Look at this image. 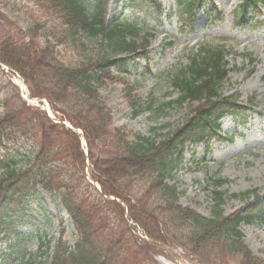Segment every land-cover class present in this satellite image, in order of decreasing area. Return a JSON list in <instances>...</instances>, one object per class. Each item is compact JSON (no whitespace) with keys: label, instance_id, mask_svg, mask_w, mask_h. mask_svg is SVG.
I'll list each match as a JSON object with an SVG mask.
<instances>
[{"label":"trees","instance_id":"16d2710c","mask_svg":"<svg viewBox=\"0 0 264 264\" xmlns=\"http://www.w3.org/2000/svg\"><path fill=\"white\" fill-rule=\"evenodd\" d=\"M26 1L38 4L65 25L57 41L73 42L83 59L76 63L61 60L53 42L40 41L38 30L43 23L38 21L14 35H0V59L26 79L32 97L47 98L60 119L83 130L90 175L102 192L87 179L80 135L55 123L46 111L28 105L15 92L1 103L0 147L15 150L0 156V239L19 234L18 224L29 220L30 202L43 189L60 198L77 241L74 247L68 244L60 220L54 253L39 264H159L155 254L160 253V246L139 242L129 220L153 241L179 246L202 264H264V258L255 256L245 243L241 229L243 223L264 221V199L225 215V195L214 191L215 207L212 216L206 217L182 206L177 184L168 182L183 163L187 142L217 134L219 118L226 113L245 119L237 99L221 91L230 71L225 49H202L200 59L194 57L185 70L172 76L179 97L166 106L190 103L193 114L186 123L160 138L144 136L114 126L100 89L106 82L124 83L138 114L150 108L136 99L134 89L120 74L127 71L131 56H144L154 33L137 22L122 20L119 14L109 19L110 0H95L93 6L87 0ZM141 1L161 14L158 0ZM257 1L244 0L245 10L257 6ZM178 3L183 18H191L201 0ZM18 4L17 0H0V11L17 14ZM84 36L100 37V52L86 55ZM221 184L218 180L216 186ZM44 244L49 246V242Z\"/></svg>","mask_w":264,"mask_h":264},{"label":"rangeland","instance_id":"374dc122","mask_svg":"<svg viewBox=\"0 0 264 264\" xmlns=\"http://www.w3.org/2000/svg\"><path fill=\"white\" fill-rule=\"evenodd\" d=\"M131 1L111 0L110 15L122 11L124 20L137 21L158 31L152 40L148 59H133L124 73L125 80L135 86V94L140 100H153L159 104L170 97H177V92L169 85L170 74L187 66L202 44L225 42L230 49L227 60L231 72L223 86V93L231 97L237 95L242 104L250 107V120L245 126L236 125L231 117L222 120V134L232 135L233 140L213 139L209 145H188L184 164L176 178L171 180V183H179L182 191L180 203L210 216L214 208L213 181L218 177L226 180L222 189L227 192L224 204L227 214L246 203L242 197L233 198L232 195L254 190L264 195V8L256 20L245 26H236L235 19L242 0H204L191 23L182 20L180 11L172 12L177 10L176 0H159L164 8V15L159 20L154 14L145 13L143 6ZM33 19L44 23V30L40 29L41 38L48 37L57 42L55 37L64 29L57 18L36 9L31 3L21 12V21L25 20L23 25H26ZM13 29L11 21L8 24L6 19H0V32L12 33ZM85 41L88 54L99 50L100 40L85 37ZM57 50L60 57L67 61L76 62L83 56L72 44L57 45ZM245 52H251L256 59L253 73H250L253 65L246 59ZM124 90L121 82H115L106 84L101 93L112 111L114 124L143 135L160 134L167 131L169 125H179L186 120L191 108L189 105L173 107L163 116L150 111L136 115L125 98ZM12 93V88L0 76V104L4 97ZM30 216V223L20 229L24 235L21 241L16 240L13 246L0 244V264H23L32 258L37 262L46 259L52 249L42 254L40 242L51 240L53 247L59 236L61 218L66 226L65 238L70 245H75V228L58 196L41 190L32 199ZM242 230L252 251L264 258V224L246 225ZM162 257L161 254L156 257L159 264H164V260L172 264H199L183 255L179 263L176 262V255L171 253Z\"/></svg>","mask_w":264,"mask_h":264},{"label":"bare ground","instance_id":"6f19581e","mask_svg":"<svg viewBox=\"0 0 264 264\" xmlns=\"http://www.w3.org/2000/svg\"><path fill=\"white\" fill-rule=\"evenodd\" d=\"M163 261V260H162ZM164 264H172L171 262H168L167 260L163 261Z\"/></svg>","mask_w":264,"mask_h":264}]
</instances>
